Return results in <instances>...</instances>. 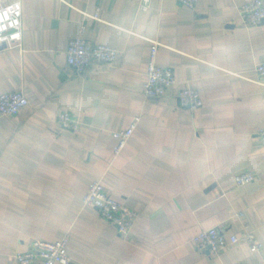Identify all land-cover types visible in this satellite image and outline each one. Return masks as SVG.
I'll use <instances>...</instances> for the list:
<instances>
[{
	"label": "crops",
	"instance_id": "obj_1",
	"mask_svg": "<svg viewBox=\"0 0 264 264\" xmlns=\"http://www.w3.org/2000/svg\"><path fill=\"white\" fill-rule=\"evenodd\" d=\"M21 2V39L0 42V93L22 91L29 103L0 114V264L31 241L69 235L70 264L264 263V21L246 25L250 0H0ZM118 49L114 63L85 72L67 48L81 34ZM156 60L178 84L161 97L142 86L153 42ZM180 84L204 104H180ZM65 110L77 130L60 125ZM138 118L125 147L113 133ZM252 171L254 180L235 176ZM100 180L137 218L131 235L107 222L83 197ZM221 227L252 230L261 249L241 242L219 253L192 238Z\"/></svg>",
	"mask_w": 264,
	"mask_h": 264
},
{
	"label": "built area",
	"instance_id": "obj_2",
	"mask_svg": "<svg viewBox=\"0 0 264 264\" xmlns=\"http://www.w3.org/2000/svg\"><path fill=\"white\" fill-rule=\"evenodd\" d=\"M200 0H180L188 8L194 9ZM152 0H140V7L147 10L151 7ZM21 2H9L0 5V42L5 39L17 40L22 38L23 22ZM240 15L246 25H258L264 21V0H250L240 7ZM85 26L82 27L81 34L72 38L67 48V61L69 66L77 72H85L90 67L98 63H114L119 51L116 47L89 38L84 35ZM160 42H153L151 54L146 72V81L142 86V91L146 97H161L178 84L175 71L170 66H161L157 63L156 56ZM256 70L264 76V61L259 62ZM176 93L181 105L192 111L197 110L203 104L200 91L188 84H180ZM29 100L22 91H11L0 93V114L16 115L26 105ZM58 119L62 128L77 130L80 121L71 112L62 110L58 114ZM138 118L132 124L113 133L118 140L115 152L119 153L126 145L128 139L134 132ZM259 136L264 142V127L259 129ZM256 174L252 171L243 172L235 176L236 182L240 185L247 184L254 180ZM83 202L87 206H93L100 210L107 222L118 226L123 237L131 235L137 214L127 204L117 200L110 194L105 185L100 180H95L90 185L87 193L83 197ZM69 235L50 241L35 239L30 242L28 249L18 251L15 259L18 264H70L73 261L68 252ZM193 244L201 251H212L219 253L224 249L231 248L241 242H247L255 248L261 249L263 244L259 242L256 234L245 228L239 234L227 236L221 227L213 226L205 228L192 238ZM264 264V263H263Z\"/></svg>",
	"mask_w": 264,
	"mask_h": 264
}]
</instances>
